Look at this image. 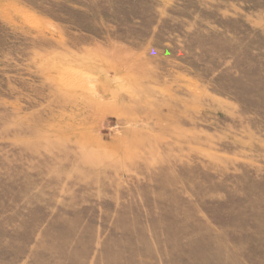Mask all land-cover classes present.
<instances>
[{
    "label": "rangeland",
    "instance_id": "374dc122",
    "mask_svg": "<svg viewBox=\"0 0 264 264\" xmlns=\"http://www.w3.org/2000/svg\"><path fill=\"white\" fill-rule=\"evenodd\" d=\"M0 264H264V0H0Z\"/></svg>",
    "mask_w": 264,
    "mask_h": 264
}]
</instances>
